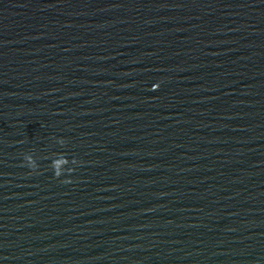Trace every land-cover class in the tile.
<instances>
[{
  "label": "water",
  "instance_id": "water-1",
  "mask_svg": "<svg viewBox=\"0 0 264 264\" xmlns=\"http://www.w3.org/2000/svg\"><path fill=\"white\" fill-rule=\"evenodd\" d=\"M0 264H264V0H0Z\"/></svg>",
  "mask_w": 264,
  "mask_h": 264
}]
</instances>
